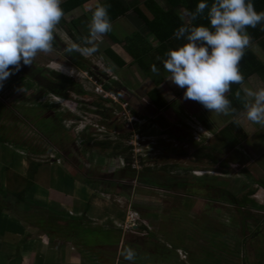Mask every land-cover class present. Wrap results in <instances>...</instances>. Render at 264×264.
Wrapping results in <instances>:
<instances>
[{
    "label": "rangeland",
    "instance_id": "obj_1",
    "mask_svg": "<svg viewBox=\"0 0 264 264\" xmlns=\"http://www.w3.org/2000/svg\"><path fill=\"white\" fill-rule=\"evenodd\" d=\"M59 33L64 41L54 37L51 52L38 53L32 65H22L0 89V135L5 139L0 143L3 186L14 192L21 190L22 185H10L9 179L12 180L14 174L26 177L30 162L38 164L35 183L41 186L36 190L39 198L30 203L24 201V195L22 201L16 196L7 194L4 198L0 194V207H5L3 212L21 218L28 226L37 228V233L44 228L57 240L73 238L78 245L72 244L76 252H83L82 257H78L79 262L87 261L91 254L97 256L100 264H190L185 262V250L198 258L203 248L211 250L213 247L208 244V237L218 235L220 240L215 248L220 247L219 251L225 254L219 264H257L259 261L264 264V258L259 255L260 250L264 252V190L255 186L257 180L264 183V170H248L246 174L245 170L231 164L227 173L220 170L212 174L209 162L190 156L196 142L184 144L174 140L166 135L170 130L165 132L163 122H156L161 116L178 128L182 139L191 140L190 135L198 140L200 134L189 118L192 114L184 99L180 102L178 95L174 96L178 110L171 106L172 112L139 109L125 87L121 93L123 101H119L118 96L111 97L114 93L107 89L103 98L96 90L102 81L115 85L113 81L117 80L118 71L114 62L103 52H84L88 45L66 39L63 32ZM72 44L80 46L79 55L66 52ZM251 49L259 53L257 46ZM77 61L88 65L89 71L76 66ZM120 72L124 74L119 68ZM138 75L141 77L140 73ZM26 83L31 84L30 89H25ZM125 103L126 110L122 107ZM131 114L136 118L134 122L126 120L127 116L131 119ZM154 115L156 121L152 123ZM149 122L152 125L150 134L144 138L146 141L137 145L133 140L144 156L143 165L132 159L131 167L135 171L124 170V156H113L112 146H127L133 139L131 130L136 131ZM164 137L170 141L171 148L164 145ZM106 141L111 142L109 147L94 145ZM181 149L189 156H179L177 152ZM101 155L107 158L99 163ZM110 158L119 161V167L116 161L103 166ZM9 162L12 165L3 170ZM199 166H203V170L193 173ZM146 168L150 171L146 172ZM88 183L89 188L83 187ZM226 184L232 191L227 192ZM51 189L61 190L70 198L76 196L82 204L106 206L109 216L104 219L99 209H90L91 215L86 218L80 211L85 223L60 220L50 211V206L69 215L75 212L65 203H59L56 196H51ZM249 189H255L252 202L243 207L231 202L240 199ZM80 207L84 210L85 206ZM100 215L103 222L98 223L96 218ZM85 227L88 233L81 229ZM222 242L225 243L222 245ZM128 247L136 252L133 261L121 255Z\"/></svg>",
    "mask_w": 264,
    "mask_h": 264
},
{
    "label": "crops",
    "instance_id": "obj_2",
    "mask_svg": "<svg viewBox=\"0 0 264 264\" xmlns=\"http://www.w3.org/2000/svg\"><path fill=\"white\" fill-rule=\"evenodd\" d=\"M66 1L68 0H61V4L65 3ZM104 1L106 0H89L73 10L64 12V16L61 18L60 22L54 29V35H56L54 37H57L56 39H59L60 41H64L63 36L60 37L59 32L61 31L65 34L66 39L75 42L81 41L82 43H84L83 38L88 35V24L91 18V12L96 8L97 5L103 3ZM117 1L123 7H125L127 11L123 15H118L113 21H111L113 26L112 31L104 34L102 42L99 43V50L97 51V53H105L106 49L112 50L116 57L121 60L123 65L119 66L116 62L108 57L112 62H114L118 72L119 68L124 71V74H121V72L119 74L117 72L118 78L117 80H114V82L118 84L117 87H119V85H122L130 92V96L133 97V99L137 102L139 109L154 111L168 110L172 112L174 110L177 111L178 109L176 106H174L175 103L173 99L174 96L178 95L179 101L182 102L184 99V89L179 88L166 79L169 74L164 70L162 64V61L166 59L165 57L168 49H171L170 45L166 43V45L164 44V47L160 48V50L157 51V47H159L160 45L158 39L153 33H151V29L144 24L143 20L135 12V9L137 7H140L142 13L146 15L149 20L152 19V15H160L159 18L162 16L161 19H164L163 15L172 13L174 16H177L182 25L192 26L193 22L196 19H193L191 13L195 12L199 0ZM148 1H151V4H147ZM212 3L213 0H208L209 6H211ZM151 9H154V12L151 11ZM207 11L208 9H205L204 13L197 15L195 18L202 22L207 17ZM161 19L157 21V23L159 24L158 27L160 25H163V23L165 22V20ZM200 24L206 26L209 25L202 23ZM160 28L165 31L164 25ZM166 30L168 29L166 28ZM186 42L187 41L185 39H179L178 42L175 41L172 42V44L177 48ZM54 45L55 44L53 42V46ZM252 46H257L259 49V53L254 52L251 49ZM247 48L259 59L260 62L264 63V59H262V57H264V41H252V39L250 38L249 46ZM153 65L157 67L158 72L154 73L152 71ZM137 73H140L141 77H139V75L137 76ZM142 83H145V85H143ZM125 84H127V86H125ZM244 85L253 89L264 87L263 81L256 73L249 75L244 80ZM141 87H143L145 91H143ZM151 90L158 91V93L166 101L165 106L158 107L155 104V101H152V99L149 97V92ZM240 90L241 85H238V91ZM237 92H235V94L230 91L226 93V96L232 102V108L234 109V111H232L228 115L209 112V110L205 109L199 102L191 99H184V101L186 102V107L192 114L189 118L193 119V124L197 126L195 128L196 131L202 132L198 140H195L190 135L189 139L191 140L182 139L179 136L178 128L171 126V124H169V122L165 120V118H162L158 114L156 115L160 116L161 120L158 119L156 121V115H154L151 122H163L164 127L166 128L165 132H167V130H170L169 133H166V135L169 134L167 136L173 138L174 140H179L181 141V143L183 141L184 144L196 142L190 156H194V158L201 162H206L207 156H205V154H210L216 160L214 163L208 164V167H210L211 171H215L218 173L220 172V160H222L223 158L225 159L224 162H226L229 166L228 170H231V167L234 164L237 167H240L239 170H245L246 174H249L248 170H264V127L247 120L243 105V93L241 91V95L240 97H238L236 95ZM119 101L122 100L119 99ZM171 106L174 110L171 108ZM232 122H237L238 128L231 129L230 124ZM152 123L149 122L146 126H140L138 130H131V132H136L137 134L147 137L148 134H150V124L152 125ZM205 134L207 136H205ZM164 140L168 143L166 144L165 142L164 145L169 147L170 141H167L166 137H164ZM210 144L212 149L207 147V145ZM191 146L188 148L190 149ZM169 148H171V146ZM162 149L165 150L164 148ZM181 150L186 153L181 157L185 158L189 156L186 150ZM164 152L167 153L166 151ZM222 156L224 157L222 158ZM100 158L101 159L99 160V163H101L100 161H102V159H106L107 157L104 158V156L101 155ZM115 161V159H111L110 163L104 161L103 166H106L107 164L110 165ZM115 163H117V161ZM202 167L203 166H199L194 170H203ZM36 173L34 174V179L30 188L24 193L25 200L24 198H21V200L26 201V203L33 202L34 198L38 199L40 196L36 192V190L41 187L40 184L35 183ZM55 176L53 178H55ZM73 184H75L76 186L75 179ZM88 186L89 183L87 184V186L84 185L83 187ZM90 187H92L91 184ZM224 187L227 192L232 191V189H230L227 184ZM50 192L51 196H56L59 203H65L68 207H71L73 212H75V214L73 213L71 216H78L75 217L77 219H79L82 215L80 211L85 213L83 214L85 215V218L87 216H90V209H92V211L95 209H99V212L104 215V219H107V216H109L106 206H92L93 204L87 205V203L85 202L84 204H82L79 202V199L76 196H74V198H70L69 195H66L58 189H51ZM80 205L85 206L84 210L81 209ZM0 208H2L0 209L2 211L0 216V264L101 263L100 260L97 259V256L92 257L91 254H88L89 259L87 261L79 262L78 257H82L83 252H76L75 248L73 247L72 244L76 245V240H74L73 238H64V241L57 240L56 238H54V236H51V234H49V232H47L44 228H40L41 233H37V228L28 226V223L23 221L21 218L11 216L10 214L7 215V213L3 212L5 208L4 205H1ZM100 218L101 215L99 218H96V221L98 223L103 222V220H101ZM110 219H112L111 216ZM71 220L77 221L74 219ZM16 224H18V226H16Z\"/></svg>",
    "mask_w": 264,
    "mask_h": 264
},
{
    "label": "clouds",
    "instance_id": "obj_3",
    "mask_svg": "<svg viewBox=\"0 0 264 264\" xmlns=\"http://www.w3.org/2000/svg\"><path fill=\"white\" fill-rule=\"evenodd\" d=\"M60 5L61 0H0V89L22 65H32L38 53L53 50L54 29L64 16ZM205 9H208L211 28L182 25L175 30V38L187 42L168 49L162 61L169 74L166 79L184 89V99L197 101L209 112L224 115L234 111L226 93L232 84H239L241 90L236 95L240 97L241 91L243 93L247 120L264 127V87L245 86L239 69L250 42L247 28L264 22V11L258 12L253 0H213L211 6L208 0H199L195 12L191 13L193 19ZM112 27L108 7L98 5L91 12L88 35L83 38L88 47L83 51L96 53L104 34L112 31ZM79 51L77 44L66 48L68 54ZM152 71L158 72L155 65ZM117 164L119 167V161ZM121 255L133 261L136 252L128 247Z\"/></svg>",
    "mask_w": 264,
    "mask_h": 264
},
{
    "label": "trees",
    "instance_id": "obj_4",
    "mask_svg": "<svg viewBox=\"0 0 264 264\" xmlns=\"http://www.w3.org/2000/svg\"><path fill=\"white\" fill-rule=\"evenodd\" d=\"M87 1H89V0H68L65 3L61 4V7H62L63 11L66 12V11H70V10L75 9L76 7L84 4ZM253 3H254V6H255V9L258 12L259 11H264V0H253ZM101 4H104L105 6L108 7V12H109V16H110L111 21H113L118 15H123L127 11V9L125 7H123L117 0H106L103 3H101ZM147 4H151V1H148ZM151 11L154 12V9H151ZM135 12L143 20L144 24L148 28L151 29V33H153L156 36V38L158 39V42L160 43V45H159V47H157V51L160 50V48L164 47V44L166 45V43L168 45H170L171 49H176V46H174L172 44V42H175V41L178 42V39H176L175 36H174V32L180 26H182V23L177 18V16H174L172 13H170V14L167 13V14L163 15L164 19H161L162 16L159 18L160 15H158V16L152 15V19L149 20L146 17V15H144L142 13L140 7H137L135 9ZM160 19L161 20H165V22L163 23L165 31H163V29L160 28L163 25H160L158 27L159 24L157 23V21H159ZM195 19L196 20L193 22L192 26H198L200 23H202V24H209L208 27L211 28L210 22H209L207 17L202 22H200L197 18H195ZM165 23H168V24H165ZM160 24H162V23H160ZM174 26H176V27H174ZM263 26H264V22H262L261 24H258L255 28H253V27H248L247 28V33H248L249 37L252 39V41H260V40L264 41V29H263ZM166 28L168 30H166ZM75 53L77 54V52H75ZM105 54L111 60L116 62L117 65H119V66L123 65L121 60H119V58L116 57V55L113 53L112 50L106 49L105 50ZM77 55H79V54H77ZM79 63H80V61H77L76 62V66L80 67L83 70L89 71L88 65L84 66V65H82V63H80V65H79ZM239 69H240V72L244 76V80L249 75L256 73L259 76V78L264 83V63L260 62L259 59L250 50H248V48L245 49V54H244L242 60L240 61ZM26 75L29 77L28 74H26ZM113 83L115 84L114 86L106 83V81H102L101 82V84L103 85V88L105 90L107 89L109 91H112L113 93H115L118 96V98L120 100L123 101L124 97L121 94L123 86L119 85V87H117L118 84H116L114 81H113ZM30 85L31 84L26 83L24 85L25 89H30ZM238 85L239 84H232L230 92L235 94V92L238 91ZM81 93H83V92H81ZM62 96L64 98L67 97L66 94H62ZM149 97L152 99V101H155V104L158 107L165 106V104H166V101L158 93L157 90H151L149 92ZM90 105H92V104H90ZM97 106H100V105L97 104ZM131 112H132V114L134 116H136L134 111H131ZM230 127H231V129L238 128L237 122H232L230 124ZM141 131H139V132H141ZM4 141H5L4 137L0 135V143H3ZM238 141H239V139H238ZM110 143L111 142L106 141V142H101V143H97V144H94V145L97 146L96 148H99V146L102 145L100 148H103V147H109ZM15 147L21 148L23 146L22 145H15ZM207 147L212 149L211 145H207ZM106 149H108V148H106ZM32 152H35V150H32ZM112 153H113V156H117V157L120 156V155L124 156V160H125V163H126L125 167H124V170H129V171H132V172L135 171V169L131 167L132 158L130 157L131 156V147L130 146H128V145L127 146H123V145L121 146L120 144L116 145L114 147L112 146ZM178 154L180 156H184L186 153L183 150H180L178 152ZM205 156H207V161L209 162V164L214 163L216 161L215 158H213L210 154H205ZM110 160H111V158L109 160H107V163H110ZM30 164H31L30 165L31 167L29 169L30 171H29V174L26 177H22L21 178L18 174H14L12 176L13 177L12 180L9 179V181L11 182L10 185L14 184V186L16 185L15 187L22 185V189L21 190L14 192V191L8 190L7 188L5 189L4 186H3V183H2V179H0V194H2L4 198H5V196L7 194H9L10 197H15L16 196V198L21 199L22 196L24 195V193L30 188V186L32 184V181L34 179L33 178L34 174L37 172V165H38V164H35L34 162H30ZM140 164L143 165V161L142 160H140ZM11 165H12V162L11 163L9 162V165L5 166L3 168V170H8ZM228 168H229V166H228V164L226 162H224V161L220 162V170L221 171H223L224 173H227L229 171ZM145 171L148 172V171H150V169L146 168ZM255 186H257L259 188H262L264 190V183L261 182V180H257L255 182ZM163 188H167V187L163 186ZM254 194H255V189H249L245 194H242L240 199H238V200L235 199L236 200L235 203H234L235 200H232L231 202L233 204H237L239 207L246 206V204L248 202H252L254 200L252 198ZM55 206H57V205H55ZM49 209H50V211L55 212V214H57V216H58V218L60 220H62V219L63 220L74 219V220H77V221L81 220L80 221L81 223H85V220H84V218L82 216H80V218L77 219L75 217H78V216L72 217L65 211H60V210H57L56 208L54 210L51 206H50ZM1 213H2V211L0 210V216H1ZM80 225L82 226V224H80ZM81 229L83 230V232H87V233L89 232V229L87 227L81 228ZM69 238H71V237H69ZM208 238H209L208 239V241H209L208 244H211V246H213V247H211V250L203 248V250H202L203 252H201V254L199 255L198 258H197V256L194 257V255H193L194 253L193 252H191L189 250H185L186 259H187V261H185V262L190 263V264H219L220 263V261L222 260L220 258L223 257L225 254H224V252L219 251L221 249L220 247L219 248L217 247V249L215 248L219 244V240H220L219 236L215 235L214 237H212V235H211V238L210 237H208ZM224 243L222 242V245ZM216 250L219 251V253H217ZM229 252L232 253L230 250H229ZM259 255L262 258H264V252L262 250L259 251ZM223 259H225V258H223ZM226 264H229V263H226ZM257 264H262V263L259 261V262H257Z\"/></svg>",
    "mask_w": 264,
    "mask_h": 264
},
{
    "label": "built area",
    "instance_id": "obj_5",
    "mask_svg": "<svg viewBox=\"0 0 264 264\" xmlns=\"http://www.w3.org/2000/svg\"><path fill=\"white\" fill-rule=\"evenodd\" d=\"M97 89V88H96ZM96 93L97 94H99V95H101V96H103V98H106V95H107V92H105L104 90H103V88H102V86L100 85V87L96 90ZM115 97L113 94H111V97ZM122 107H123V109L124 110H126L127 109V104L125 103V104H123L122 105ZM119 117V116H118ZM136 118L133 116L132 117V114H131V119L130 118H128V116H127V119L126 120H130V121H132L133 120V122H134V120H135ZM132 122V123H133ZM133 134L131 135V138H133L132 140H130V141H128L127 142V144L129 145V146H132L133 148H132V150H131V156H132V159L134 160L133 162L134 163H136V162H138L139 164H140V160H142V161H144L143 159V157L144 156H142V154H140V148H136V145H135V143H133V140H135V141H137V145H140V141L141 142H143V141H146V139L144 140V138H146V137H144V136H142V135H140V134H137L136 132H132ZM139 157H141V158H139ZM137 158H138V161H136L137 160ZM140 165H142V164H140ZM133 228H136V226H133ZM132 228V229H133Z\"/></svg>",
    "mask_w": 264,
    "mask_h": 264
}]
</instances>
